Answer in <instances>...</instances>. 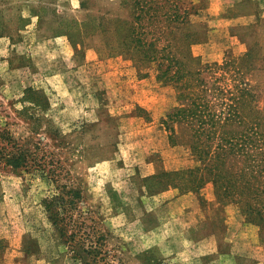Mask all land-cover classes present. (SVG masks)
<instances>
[{
  "label": "rangeland",
  "instance_id": "rangeland-1",
  "mask_svg": "<svg viewBox=\"0 0 264 264\" xmlns=\"http://www.w3.org/2000/svg\"><path fill=\"white\" fill-rule=\"evenodd\" d=\"M199 1L190 0L195 8L188 18L205 26L203 41L189 45L200 65L240 55L246 44L264 55V0ZM130 2L0 0V264H80L41 206L56 183L79 187L84 197L70 223L60 227L64 235H101L102 247L123 264H201L163 246L162 254L140 249L148 242L133 239L120 214L132 216L130 201L139 210V194L156 206L185 192L168 186L170 177L163 174L143 178L136 191L121 190L119 180L136 174L140 150H164L178 169L192 162L186 148L168 144L158 122L175 103L173 86L155 80L151 67L139 72L123 55L98 52L106 38L97 29L111 28L115 18H105L115 15L127 21ZM180 24L174 26L182 29ZM256 65L262 68L248 76L251 82L264 80V65ZM217 77L224 88L230 84L228 74ZM17 153L12 166L7 159ZM201 187L213 195L208 182ZM217 204L226 221L218 243L229 256L210 264H234L231 255L239 256L237 264H264L257 228L234 204Z\"/></svg>",
  "mask_w": 264,
  "mask_h": 264
},
{
  "label": "trees",
  "instance_id": "trees-1",
  "mask_svg": "<svg viewBox=\"0 0 264 264\" xmlns=\"http://www.w3.org/2000/svg\"><path fill=\"white\" fill-rule=\"evenodd\" d=\"M130 1L127 21L115 15L105 18H115L111 28L97 29L106 38L98 52L123 55L139 72L151 67L155 80L173 86L175 103L158 122L168 144L183 146L192 160L184 168L144 179L168 175V186L185 191L198 190L208 182L215 201L234 204L244 221L257 228V240L264 244V80L248 78L262 68L256 61L264 65V55L246 44L240 55L200 65L189 45L193 40L203 41L205 26L189 20L195 8L190 0L184 3L188 8L180 0ZM205 1L200 0V5ZM217 74L229 75L226 88L218 83ZM18 153L7 159L12 166H17ZM55 185L56 191L44 197L41 206L71 258L80 264H123L102 247L101 235L86 240L88 233L75 239L74 232L62 233V226L70 223L72 211L83 204L84 197L79 187Z\"/></svg>",
  "mask_w": 264,
  "mask_h": 264
},
{
  "label": "crops",
  "instance_id": "crops-1",
  "mask_svg": "<svg viewBox=\"0 0 264 264\" xmlns=\"http://www.w3.org/2000/svg\"><path fill=\"white\" fill-rule=\"evenodd\" d=\"M139 141L142 148L148 147L147 142ZM163 151L158 152L155 148L149 151L140 150L137 155L136 165L139 166L136 174L127 175L119 180L121 190L136 191L137 182L142 185L144 177L178 169L170 165ZM111 159L106 158L105 161ZM141 197L144 198V195L139 194L136 202L138 211L133 209L134 203L130 201L132 216L127 218L126 211L123 210L120 213L128 222V232L132 233L133 239L138 240L140 244L143 239L148 242L140 249H151L158 254H162L161 252L166 249V253L179 256L185 262L201 264L219 262L222 255L229 256V251L222 250L218 243L220 228L226 221L213 195L205 187L171 196L156 206L147 205L146 199ZM231 258L232 263H238V255H231Z\"/></svg>",
  "mask_w": 264,
  "mask_h": 264
}]
</instances>
